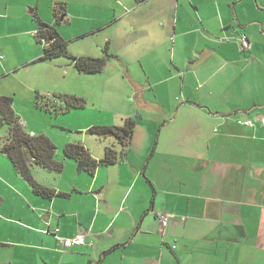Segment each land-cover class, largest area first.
<instances>
[{
  "label": "crops",
  "instance_id": "0c3cea01",
  "mask_svg": "<svg viewBox=\"0 0 264 264\" xmlns=\"http://www.w3.org/2000/svg\"><path fill=\"white\" fill-rule=\"evenodd\" d=\"M41 23L67 49L95 40L99 50L81 56L104 57L107 46L94 74L127 79L130 114L119 111L123 124L112 125L132 118L135 126L123 143L100 137L110 140L103 155L67 142L97 159L107 147L119 152L93 175L57 156L62 172L33 168L55 189L49 199L32 192L0 138V264H264V80L254 78L264 79V64H254L264 59V0H0V78L42 63L56 70L55 89L63 85L59 57L38 61ZM240 33L250 50L219 40ZM158 211L169 215L166 226ZM78 233L92 245L65 248L55 236Z\"/></svg>",
  "mask_w": 264,
  "mask_h": 264
},
{
  "label": "rangeland",
  "instance_id": "374dc122",
  "mask_svg": "<svg viewBox=\"0 0 264 264\" xmlns=\"http://www.w3.org/2000/svg\"><path fill=\"white\" fill-rule=\"evenodd\" d=\"M56 24L59 25V23ZM225 37L222 36L221 38ZM96 44V41L90 38L74 43L68 42V51L73 55L81 56V52L87 53L90 49L95 52L99 50ZM36 45L42 48L43 44L39 43ZM95 54H92L93 57ZM102 55L103 52H98L95 57L100 58L103 57ZM56 60L60 61L61 64L64 63V67H61V70H64L65 67L68 68L65 81H63V85L60 89H55L57 84L52 79L49 81L51 75H56V70L54 69V71H52L47 68L45 71V66H43L42 63H36L34 66L30 67L28 72L22 69L17 71L16 74H11V76L1 77L0 92L1 94L13 97L16 113L25 129L33 130L34 134L46 135L45 132H48L53 137V142L56 145L57 158L65 159L63 157V148L71 138L81 140L90 150L94 147L95 153L101 150L103 155V149L99 148V146L101 143L108 145L110 140L104 141V138L101 140L100 137L87 133V129L95 125L101 126L103 124H110L114 126L112 124H123L119 121V111L124 110L126 114L129 113V96H126L127 100H124L122 86H127L129 82L122 74H113L109 72L103 74H84L79 73L76 69L71 70V61L69 57L66 56L59 57V59ZM256 62L264 64V59L261 58L259 61L255 59L254 64H256ZM262 74H264V69L262 70ZM254 78L257 82H262V80H264L262 78ZM251 80L252 87L255 84V80ZM102 89L105 90L103 103L100 101V95L103 94ZM52 90H64L74 93L75 95L77 94V96H85L88 102L85 108L75 107L69 110H60L58 112H49L37 107L35 104L36 93L50 98L52 96V93H50ZM111 91L113 94H111ZM244 104L248 103L245 101ZM58 106H63L61 101H58ZM252 109L254 108H251V110ZM238 113L240 112L237 111V114ZM143 119H145V116H142L140 120ZM26 120L28 121V125L26 124ZM7 133L8 125L0 126V138L5 137Z\"/></svg>",
  "mask_w": 264,
  "mask_h": 264
},
{
  "label": "trees",
  "instance_id": "16d2710c",
  "mask_svg": "<svg viewBox=\"0 0 264 264\" xmlns=\"http://www.w3.org/2000/svg\"><path fill=\"white\" fill-rule=\"evenodd\" d=\"M38 32L39 36L35 38L44 45L43 54L38 61L66 56L78 71L94 74L102 71L109 58L107 46L104 57L72 55L67 49V41L51 25L41 23ZM41 38H44V41H41ZM58 101H61L63 106H58ZM35 104L39 108L55 112L86 105L81 97L55 94L49 98L39 93L35 95ZM3 125H8V133L2 141L1 152L10 159L16 171L28 182L34 194L47 199L55 196L54 188L41 184L35 179L33 168L43 167L55 174L62 172L64 164L63 160L56 159V145L46 135L31 134L24 128L13 108L12 96L0 95V126ZM134 126V120L128 118L121 127L95 125L88 128L87 133L99 137L112 136L123 143L131 137ZM63 157L75 160L79 171L93 175L98 166L115 164L119 158V152L112 147H107L104 156L97 159L81 142H72L64 146Z\"/></svg>",
  "mask_w": 264,
  "mask_h": 264
},
{
  "label": "built area",
  "instance_id": "2783aa9c",
  "mask_svg": "<svg viewBox=\"0 0 264 264\" xmlns=\"http://www.w3.org/2000/svg\"><path fill=\"white\" fill-rule=\"evenodd\" d=\"M34 34H35V36H39L38 31H35ZM231 39H237V41L239 42L240 49L242 51L251 49L250 39H249L248 35L245 33H240L237 36H234V35L227 36L225 38H220L219 40L220 41H230ZM41 41H44V38H41ZM1 59H3V55L0 53V60ZM238 122L241 124L249 125V126L252 125L251 120L238 121ZM156 216L158 217L160 224L162 226H166L169 223V215L167 213H164L162 211H158L156 213ZM55 236L57 237V239L62 243L63 247H65V248H71L73 246H78V245H92L91 241L88 242L85 239V235L83 233H78L75 236L70 237V238H60L56 234H55Z\"/></svg>",
  "mask_w": 264,
  "mask_h": 264
}]
</instances>
